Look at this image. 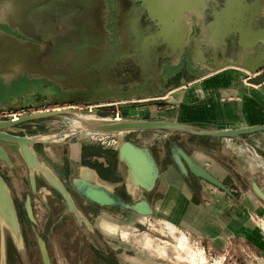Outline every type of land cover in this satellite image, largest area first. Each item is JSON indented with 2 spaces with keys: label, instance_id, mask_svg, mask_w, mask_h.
Listing matches in <instances>:
<instances>
[{
  "label": "crops",
  "instance_id": "obj_1",
  "mask_svg": "<svg viewBox=\"0 0 264 264\" xmlns=\"http://www.w3.org/2000/svg\"><path fill=\"white\" fill-rule=\"evenodd\" d=\"M32 2L0 0V108L5 110L24 107L19 104L23 101L6 104L10 93L17 88L34 85L40 92H47L49 86L64 84L63 80L46 83L49 75L64 72L49 73L39 65L47 44L40 37L34 40L32 35L33 23L27 19ZM260 12L264 15V5ZM256 23L257 27L264 28V18ZM186 26L189 29L185 47L176 56L179 61L182 60L183 71L161 73V83L148 88L150 91L141 95L143 100L162 101L139 106L141 112L146 114L139 116L140 119L178 121L198 130H230L264 124V82L252 84L244 77V70L237 66L242 52L237 49L235 39L231 46L213 44L200 34L199 23ZM169 78L171 81H168ZM142 132L153 133L149 135L150 138L143 135L133 140L128 137L130 134L140 137ZM162 132L164 134L139 130L127 133L125 138L148 148L152 154L158 176L150 190L132 181L127 166L119 161L117 145L115 149H110L72 147L68 144L65 158L56 152L42 153L63 179L72 181L73 178H83L91 183H101L124 203L143 199L153 213L145 216L124 207L98 204L95 208L124 210L139 217L158 214L217 252L226 249L232 240L241 236L256 242L255 231L251 228L252 224L255 227L251 213L255 212L258 204L264 205V201L253 191L252 184L264 194V131L231 138ZM217 141L221 143L220 146L214 145ZM174 145L219 180L227 191L218 187L219 190L215 192V189H209L210 183L204 179L183 173L174 159ZM55 164H63L64 171H60ZM91 175L95 176L94 180H91ZM242 205L248 210L245 208L244 212ZM261 210L260 214L264 215ZM104 215L102 218L107 221L124 225L113 220V213ZM108 233L114 236V232ZM143 257L144 254L136 259Z\"/></svg>",
  "mask_w": 264,
  "mask_h": 264
},
{
  "label": "rangeland",
  "instance_id": "obj_2",
  "mask_svg": "<svg viewBox=\"0 0 264 264\" xmlns=\"http://www.w3.org/2000/svg\"><path fill=\"white\" fill-rule=\"evenodd\" d=\"M32 4L31 11L27 14V19L29 18V21L33 23L32 35H34V40H36L35 37H40L47 44V50L40 57L39 65L49 73L64 72V92L68 93V96L52 98L53 92L61 93L54 86H49L47 92H40L34 85L31 87L27 85L22 89L17 88L10 93L6 104L12 105L14 102L23 101L19 104L24 107L2 110L0 119H9L11 113L23 115L55 108H72L81 116L92 114L91 116L97 119H110L116 116L140 119L139 116L146 114L141 112L142 108L139 106H149L162 101L159 99L143 100L141 96L150 91L148 86L154 81L151 75L155 73L151 71L154 70L155 56L153 54L156 52L152 50L154 43L151 37L154 35L152 34L154 30L146 28L145 36H152L145 40V53L137 51V47L140 50L142 45L137 44L135 29L128 28L126 25L125 21H130V19L123 18L129 11L127 0H33ZM125 11L126 13L123 14ZM149 23L143 14L141 24L148 26ZM129 34L131 47L135 49L134 51L129 50L132 53L127 57L128 51L124 50L125 48L120 49V45L123 47L130 43ZM167 64L170 68H164L163 71H183L182 60L178 62L168 60ZM127 69L132 72L126 73ZM168 81L171 79L169 78ZM47 82L54 83L50 78ZM155 82L156 85L160 84V78H157ZM143 87L148 88L143 90ZM78 96L81 101L74 99ZM21 127L28 136L50 138L58 142H66L72 147L96 146L115 149L117 145L116 134H106L107 137L104 140L108 144L106 142L102 144L99 141L100 135L91 133L89 129L76 123V119L70 115L40 118L24 122ZM154 131L164 134L162 130ZM152 133L142 132L139 134L140 137L136 134H130L128 137L133 140L142 138L143 135L150 138L149 135ZM214 145L220 146L221 143L217 141ZM38 148L47 154L59 150L57 146L40 145ZM11 154L18 165L17 170L6 168L1 161L0 168L11 189L18 210L25 255L22 257L17 252L9 234L6 233L7 264H43L36 235L45 241L52 264H68L65 256L70 250L84 247L87 251L98 255L97 260L89 264H100L98 263L99 255L106 254L109 251L108 247L101 248L95 240H88L84 229L79 228L73 217L67 214L66 207L61 204L59 196L43 185H40L38 194L49 206L52 205L50 200L53 204L55 203L57 209L49 212V208L33 195V214L37 223L36 225L30 223L24 209L25 197L30 194L27 172L21 165L19 157L17 158L12 151ZM55 165L60 171H64L63 164ZM209 186V189H215V192L219 190L216 186H211V184ZM79 201L83 207H86L97 230L102 233L100 239L103 244L107 241L116 249L118 257L114 259H118L121 263L190 264L176 257L177 252L173 249L176 241L169 236L168 229H166L169 224L174 225L170 220L163 219L158 214L151 217H139L124 210L99 209L85 204L81 199ZM263 207L264 205L258 204L255 212L251 213L253 223L255 222V227L252 224L251 228L255 231L257 241L251 242L247 237L241 236L239 239L232 240L226 249L218 252L213 251L212 248L209 249L210 247L204 241L193 237L181 227L176 228L186 235L190 248L204 251L207 259L205 264H213V259H219L220 264H264V215L260 214V209L264 211ZM242 208L245 212V205H242ZM110 212L115 216L114 221L124 225L102 218L104 214L110 215ZM100 218H102L101 224H99ZM242 224L245 226L244 220ZM108 232H114V236L107 235ZM147 239L150 242H147ZM71 244H73L72 247ZM164 244H166L164 252L162 254L157 252L155 247ZM181 253L179 252L182 257L183 254L184 258L187 256ZM143 254L145 257L136 259ZM108 257L111 258V256ZM73 260L74 264H77V257Z\"/></svg>",
  "mask_w": 264,
  "mask_h": 264
},
{
  "label": "water",
  "instance_id": "obj_3",
  "mask_svg": "<svg viewBox=\"0 0 264 264\" xmlns=\"http://www.w3.org/2000/svg\"><path fill=\"white\" fill-rule=\"evenodd\" d=\"M163 2L164 0H159ZM173 6L168 11L153 10L151 3L154 0H127L128 13L123 18L128 28L135 29L137 44L142 48L137 51L145 53V40L152 35L145 36L146 28L153 29L152 50L156 51L154 57V70L149 88L156 85L157 78H160L164 68H170L167 61L179 60L176 58L181 54L185 45V38L188 27L186 25L199 23L198 30L202 37L210 43L232 44L236 41L237 49L242 52V57L237 66H240L245 78H248L252 84L264 82V28L257 27L256 21L264 18L260 14L264 0H172ZM102 2V1H101ZM103 3V2H102ZM96 6V4H95ZM127 8V7H126ZM95 13V11H94ZM126 11L123 13L125 14ZM145 15L150 22L145 26L141 24L142 15ZM135 15V16H134ZM202 25V27H201ZM103 26V25H101ZM192 30V29H191ZM151 34V33H150ZM127 46H121L120 49L127 50V57L130 51L135 48L131 47V40ZM238 51V50H237ZM49 78L59 82L64 81V74L53 75ZM56 93H52V98L67 97L65 84L56 85ZM143 87V90L148 88ZM5 110L0 108V111ZM58 115H70L74 117L81 125L92 132L113 133L117 136V151L119 161L124 163L129 171L132 181L145 190L153 188L158 176L157 165L148 148L138 146L124 137L127 133L139 130H162L168 132H185L197 136L212 137H240L242 135L254 132L264 131V124L250 127H242L230 130H198L189 124L178 121L167 120H149V119H131V118H110L89 120L78 114L72 108H55L19 115L16 119H0V161L8 167H13L10 155L4 148L7 146L13 150L22 159L27 168L30 191L33 195L39 196L36 188V178H41L45 184L58 193L62 203L66 207V212L72 215L76 225L83 228L88 240H95L98 246L103 242L92 224L85 216L82 210L75 203L72 195L60 180L52 167L34 148L36 144H65L50 138H39L37 136L19 135L20 128L16 126L24 122L37 120L40 118L53 117ZM4 145V146H3ZM174 159L183 173H191L200 177L210 184L219 187L225 191V186L212 176L205 168L195 163L179 146L174 145ZM91 180L95 179L94 175L90 176ZM83 178H73V189L83 198L94 202L100 206H119L124 207L142 215H151L152 208L146 201L140 200L134 203H124L117 195L106 189L101 183H91ZM253 191L264 201V194L254 184ZM25 212L30 223L36 225L30 195L25 197ZM6 233L9 234L15 249L24 257L25 244L21 230V225L13 200L11 189L0 173V264H7L6 258ZM36 241L43 264H51L50 256L45 241L36 235Z\"/></svg>",
  "mask_w": 264,
  "mask_h": 264
},
{
  "label": "flooded vegetation",
  "instance_id": "obj_4",
  "mask_svg": "<svg viewBox=\"0 0 264 264\" xmlns=\"http://www.w3.org/2000/svg\"><path fill=\"white\" fill-rule=\"evenodd\" d=\"M129 72H132L131 70H129V69H127L126 70V73H129ZM75 100H77V101H81V98H80V96H78V97H76V98H74ZM20 114H18V115H16L15 116V118H13V119H16L18 116H19ZM120 118V117H119ZM17 128H20L21 129V131L18 133L19 135H26V133L25 132H23V129H22V127H21V124H19V125H17L16 126ZM28 136V135H27ZM108 144V143H107ZM40 145H42V144H36V145H34V148H35V150L37 151V152H39L40 153V155L44 158V160L46 161V158H45V154H43L42 153V151H40V149L38 148V146H40ZM44 145H49V146H57L58 148H59V150H56V153L59 155V156H61V157H63V158H65V153H66V151L68 150V145L66 144V145H64V144H61V145H56V144H44ZM4 146V145H3ZM4 148L6 149V151L8 152V154L10 155V158H11V160H12V163H13V167H8L7 165H5L3 162H1V163H3V165L6 167V168H8V169H10V170H17V168H18V165H17V163L15 162V160L12 158V154H11V151L12 152H14L13 150H11L10 148H8V147H6V146H4ZM14 155L15 156H17V158L19 157V155H17L15 152H14ZM19 160L21 161V165L25 168V170H26V172H27V168H26V165L24 164V162L22 161V159L19 157ZM47 162V161H46ZM48 163V162H47ZM49 164V163H48ZM66 168H68V165H67V167ZM52 169L56 172L57 171V169L54 167H52ZM0 173H1V175L3 176V178L6 180V178H5V176L3 175V173H2V171H1V168H0ZM56 174L58 175V177L60 178V180L64 183V185L66 186V188L68 189V191L70 192V194L72 195V197H73V199H74V201H75V203L78 205V207L82 210V212L85 214V216L92 222V220L90 219V217H89V213L87 212V210H86V207H83V205H81L80 204V199L81 200H84L85 202H87V203H89V204H92L93 206L92 207H96V206H98L97 204H95L94 202H90V201H88V200H85L82 196H80L74 189H73V187H72V181H70V179L69 180H67V179H63V177L62 176H60L57 172H56ZM27 178H28V175H27ZM6 182H7V180H6ZM28 185H29V180H28ZM40 185H43V186H45L47 189H50L51 191H53L57 196H59V198H60V202H61V204H63L62 203V201H61V197H60V195L58 194V193H56L54 190H52L51 188H49L46 184H45V182L41 179V178H36V188H37V192L39 193V189H40ZM29 189H30V186H29ZM48 194V193H47ZM30 198H31V206H32V198H33V194L31 193V191H30ZM39 195V194H38ZM34 196H36V195H34ZM42 203H44V205L46 206V207H48L49 208V212H50V210L53 212V211H56V207H55V203L53 204V202L50 200V202H51V206H49L45 201H44V199L39 195V196H36ZM53 197H55L54 195H53ZM14 200V199H13ZM15 203V202H14ZM64 205V204H63ZM15 206H16V204H15ZM24 209H25V207H24ZM16 210H17V207H16ZM32 210H33V206H32ZM17 213H18V210H17ZM26 213V212H25ZM34 213V212H33ZM72 216V215H71ZM19 217V216H18ZM35 217V216H34ZM73 217V216H72ZM28 219V218H27ZM73 219H74V217H73ZM75 220V219H74ZM76 223V222H75ZM92 224L95 226V224L92 222ZM95 228H96V226H95ZM96 230H97V228H96ZM97 232H98V234H99V236H101L102 235V233L99 231V230H97ZM69 239H70V236H69ZM73 246V244H71V247ZM47 247V246H46ZM99 247H101V248H104V247H108V249H109V251L108 252H106V254H100L99 256V259H98V263H100V264H125V263H121L118 259H114V257L116 258V257H118V253L116 252V249L114 248V247H112L111 245H109L108 243H107V241H105V243L101 246H99ZM96 249H97V247H95ZM48 250V249H47ZM98 250V249H97ZM75 251H76V253H75ZM7 253V252H6ZM49 254V253H48ZM108 256H111V258H109ZM74 257H77V264H89V263H92L94 260H97V257H98V255L97 254H93L91 251H87L86 250V247H84L83 249H78V250H75V249H71L70 250V252H69V254L67 255V256H65V261H67L66 263H68V264H74ZM105 257H107V258H105ZM50 260H51V258H50ZM51 264H52V262H51Z\"/></svg>",
  "mask_w": 264,
  "mask_h": 264
},
{
  "label": "bare ground",
  "instance_id": "obj_5",
  "mask_svg": "<svg viewBox=\"0 0 264 264\" xmlns=\"http://www.w3.org/2000/svg\"><path fill=\"white\" fill-rule=\"evenodd\" d=\"M154 1H155V3H151V7L155 11H157L158 9H160L163 12L168 11L169 8L171 6H173L172 0H164L163 2H160L159 0H154ZM91 115L90 116L87 115L84 118L89 119V120H97V118H95L94 116H91ZM71 120H73V119H71ZM76 123H79V122L76 120ZM70 124H72V123H70ZM81 129H82V127H81ZM87 133H89V132H87ZM91 133H93V132L91 131ZM115 227H117V226H115ZM108 228H109V226H108ZM105 229H106V227H105ZM166 229H168L169 236L176 241V245L173 246V249L177 252V255H176L177 258H179L181 260H185L190 264H205L207 262L205 255L203 254V252L200 249L197 250L198 248H194V249L190 248V246L187 244V237L181 230L177 229L176 226H174L173 224H169V227H167ZM147 242H150V240H148ZM148 245L151 246L152 244L148 243ZM165 247H166V244H164L162 246H157L155 248H156L157 252L162 254L164 252ZM179 252L185 253L187 256L184 258V254L182 257L179 254ZM213 264H220V260H215L213 262Z\"/></svg>",
  "mask_w": 264,
  "mask_h": 264
},
{
  "label": "built area",
  "instance_id": "obj_6",
  "mask_svg": "<svg viewBox=\"0 0 264 264\" xmlns=\"http://www.w3.org/2000/svg\"><path fill=\"white\" fill-rule=\"evenodd\" d=\"M17 114L16 113H11L10 115H9V118H15V116H16ZM115 118H119L118 116H116ZM95 135H100V138H99V141H101V143L102 144H105V142H106V140H104L107 136H106V134H113V133H102V132H93ZM115 136V135H114ZM116 138H117V136H116ZM115 142H116V140H115ZM106 144H107V142H106ZM203 252V254H204V251H202ZM216 260V259H215ZM214 259H213V262L215 261ZM219 260V259H218Z\"/></svg>",
  "mask_w": 264,
  "mask_h": 264
}]
</instances>
